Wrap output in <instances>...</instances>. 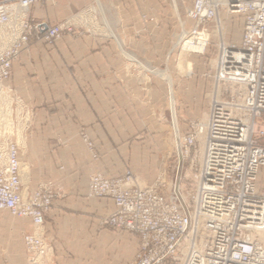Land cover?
<instances>
[{"label": "built area", "instance_id": "2783aa9c", "mask_svg": "<svg viewBox=\"0 0 264 264\" xmlns=\"http://www.w3.org/2000/svg\"><path fill=\"white\" fill-rule=\"evenodd\" d=\"M54 1L0 0L1 88H6L10 66L29 35L35 32L50 41L71 31L69 19L53 25L28 19L32 5ZM191 4L187 16L195 22L192 33L207 22L215 23L218 31L220 3L192 0ZM224 6L244 16L242 36L239 43L218 42L213 75L217 93L207 116L193 122L192 132L179 140L177 157L193 151L189 169L194 185L183 184L179 162L174 179L167 180L163 173L141 187L99 174L90 177V196L114 200L115 210L103 224L139 236L133 264H264V192L255 184L258 169L264 166V145L255 137L264 138V124L256 122L264 114V0H225ZM222 84L235 88L237 95L228 88L220 94ZM13 103L21 110V120H26L24 104L11 97ZM13 136L0 125V210L31 221L32 231L23 235V243L27 264H35L51 251L44 214L53 193L49 184L24 189ZM183 176L189 178L187 173Z\"/></svg>", "mask_w": 264, "mask_h": 264}, {"label": "crops", "instance_id": "0c3cea01", "mask_svg": "<svg viewBox=\"0 0 264 264\" xmlns=\"http://www.w3.org/2000/svg\"><path fill=\"white\" fill-rule=\"evenodd\" d=\"M92 2L34 4L28 15L35 22L55 23ZM101 4L117 37L69 33L46 44L33 35L5 82L34 114L20 150L28 169L25 188L36 189L40 180L49 179L58 192L44 217L53 264H78L68 256L70 252L84 253L105 230L118 242H134L137 247L128 233L120 235L100 225L115 206L110 198L88 197L87 182L96 170L118 176L125 157L132 160L139 153V143L127 141L138 128L133 123L138 120L134 107L138 104L133 105L128 95L138 93L139 87L135 78L126 75L123 51L135 60L167 62L170 56L162 51L168 41L158 33L171 22L164 12L170 5L163 0H102ZM81 131L98 148V159L91 156ZM0 216V264H27L23 235L31 231L29 218H13L8 211ZM54 244L64 253L56 252Z\"/></svg>", "mask_w": 264, "mask_h": 264}, {"label": "rangeland", "instance_id": "374dc122", "mask_svg": "<svg viewBox=\"0 0 264 264\" xmlns=\"http://www.w3.org/2000/svg\"><path fill=\"white\" fill-rule=\"evenodd\" d=\"M56 1L57 0L51 3H55ZM99 1L100 3L102 2V0ZM163 1L170 5L167 7V9L164 8V12L169 17L167 19L171 20V22L170 24H168V27L160 30L158 35L164 36L168 41V45L165 46L162 51V53H168L170 56L167 62L164 61V63L161 62L154 64L146 62V60H144L143 58L135 60V58L131 54L123 51V53L128 57H125L124 59V69L127 71H125L126 75L135 78L139 87V89H137L139 90L138 93L133 92V96L131 93H129L128 95V97L132 98L131 101L133 105L135 104V102L138 104L137 106L134 105L135 109L137 110L136 113L138 115V120L136 119V121H133L134 125H137L138 128L135 127L134 130L131 131V135L127 140L129 143L131 141L139 143V153L136 157L134 156L132 160H130V155L128 157H125L123 172L121 174H118V176H106L101 171L97 170L91 172L88 176L87 182L88 197L110 198L114 203L113 198L110 196L93 197L89 195L88 185L90 177L93 175L99 174L100 176L108 180H127L128 184H137L141 187L153 184L163 173L165 174L167 180L170 181L171 179H174V177L176 176L175 167L177 162H179L180 170L182 173V178H180L183 181V184H185L186 187H192L194 185V181L192 180L193 170L189 169L190 164L193 161V151L187 157H177V152L181 150H179V147L181 145L179 143V140L182 141L183 136H187L192 132L191 124L193 122L202 120L205 118V116H207L209 103L212 98H214L218 90V86H216L213 77L215 58L217 54V44L218 42H220V39H222L224 42L233 44L240 42L244 24V16L239 13L229 12L224 6L225 0H216L217 3H220L218 7V18L221 22V25L219 26L218 31L216 24L212 22H207L199 25V32L205 35V46L201 51L187 52L186 61L189 63V70L188 72L181 73L178 72L177 58L182 49V42L188 37H191V35H195L192 33L195 28V22L187 16V10L192 6V0ZM96 2L97 0H93L92 4L90 3L89 5L76 10L69 17L55 23L45 22L46 24L53 25L69 19L73 23L72 26H70L71 31H64L58 37L52 38L50 41L46 40L43 35H38L33 32L31 35H29L27 45L20 50L18 57L23 50L28 49L29 39L33 35L41 38L46 44H52L55 40L63 36L65 37V35L69 33H78V35L82 33H91L92 35L95 34L113 37L111 35H107L104 30L105 25H107L108 19L104 17V13L98 10ZM74 18H81V20L74 21ZM85 18L87 20H85ZM30 22L34 23L35 21L30 20ZM156 43L159 44L160 42ZM157 52H159V50H157ZM18 57L14 61H16ZM149 67L150 69L153 67L157 68L160 71H166L168 73L167 75H169L170 77L171 85L169 84L165 76H162L160 74L158 75L152 72ZM184 78L186 79L183 80ZM179 79L181 80L178 81ZM7 80L4 81L3 85L6 87V91L10 90V100L11 97L13 98V100H19L20 98L15 96L12 89L5 84ZM226 86L227 85L225 84L219 86L220 94L223 90L228 88V90H230L232 94H235V96L237 95L235 88H233L232 86ZM136 97L138 98V100ZM20 101L23 103L22 99H20ZM23 104L25 110H28V118H26V120H21V110L19 111V107H15V104L13 103V108H11L13 125L11 124L12 132L10 134L13 133V135L17 137L19 160L21 162L20 165H22V182L24 189H26L25 183L28 179V169L21 160L20 151L24 141V137H18L19 135L17 128L18 126L23 128L22 134L24 136L25 131L31 128L34 114L33 110L29 106H27L25 103ZM256 122L260 126H262L264 124V114L261 117L257 118ZM14 136L13 138H15ZM80 136L84 141L86 147L90 151L91 156L94 159H98L100 153L92 140H90L82 131L80 132ZM255 137L258 138L259 141L264 142V138H260L259 135ZM192 168L194 169V167ZM258 170L257 181L255 184L261 192H264V166H260ZM183 173H187L189 178L185 179ZM42 184L50 185L53 193V200V198L58 195V192L53 188V183L49 179L40 180L36 189L29 191L40 189V186ZM49 209L47 210V212L49 211ZM5 212L6 211H1L0 214H5ZM110 214L102 217L100 225L103 228L107 227L109 229L115 230L116 232H119L120 235L122 232L128 233L136 240L137 247L134 242H118L114 239V235L111 231L105 230L102 231V233L99 235V240L94 242L91 247L87 248L84 253L80 254L70 252L68 256L74 258L75 261L78 262V264H133V258L135 257L139 246V236L136 233L126 230H118L117 228L109 224H103V221ZM0 220H2L1 216ZM45 238L47 240L46 235ZM50 248L51 251L49 249L46 253V256L44 255L42 257L43 259L39 261L45 260L51 252L53 264L54 250L52 249V247ZM54 248L56 249V252L64 253V251L61 250L56 244H54Z\"/></svg>", "mask_w": 264, "mask_h": 264}, {"label": "bare ground", "instance_id": "6f19581e", "mask_svg": "<svg viewBox=\"0 0 264 264\" xmlns=\"http://www.w3.org/2000/svg\"><path fill=\"white\" fill-rule=\"evenodd\" d=\"M96 3H97L98 10L100 12L104 13V9H103L100 1L97 0ZM73 20L74 21H78V20L80 21L81 18H74ZM85 20H87V19L85 18ZM104 30H105L107 35H111V36L117 37L116 34L113 32L112 26H111L109 21L107 22V25H105V29ZM194 34L195 35H193V36L191 35V37H188L187 39H185L182 42V49H181V52L179 53L178 58H177V60H178L177 61L178 72L184 73V72H188V70H189V63L186 61V55H187L188 51H201L202 48L205 46L204 45L206 43L205 35H203L200 32L194 33ZM131 55H132V53H131ZM130 57H132V56H130ZM149 69H150V67H149ZM150 70L152 72L158 74V75L160 74L162 76H165V78L168 80L169 84L171 83L170 77H169V75H167L168 73L166 71L165 72H164V70L160 71L157 68H153V67ZM11 108H12V105H11V100H10V96L8 94V91H6V88H1L0 87V125L3 128V130L6 131L9 134L12 132V126H11L12 109ZM19 111H20V109H19ZM27 112H28V110H27ZM17 129H18V135H19L18 137H21V138L25 137L22 134L23 128L18 126ZM45 256H46V254H45ZM41 259H43V258H41ZM35 264H52L51 252L46 257L45 260L38 261Z\"/></svg>", "mask_w": 264, "mask_h": 264}, {"label": "trees", "instance_id": "16d2710c", "mask_svg": "<svg viewBox=\"0 0 264 264\" xmlns=\"http://www.w3.org/2000/svg\"><path fill=\"white\" fill-rule=\"evenodd\" d=\"M259 144H261V145H264V142H262V141H259Z\"/></svg>", "mask_w": 264, "mask_h": 264}]
</instances>
